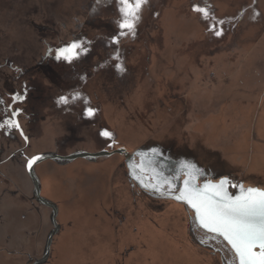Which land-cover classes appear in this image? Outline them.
Returning <instances> with one entry per match:
<instances>
[{"label":"rangeland","instance_id":"1","mask_svg":"<svg viewBox=\"0 0 264 264\" xmlns=\"http://www.w3.org/2000/svg\"><path fill=\"white\" fill-rule=\"evenodd\" d=\"M120 8V0H0V99L19 112L0 107V264H32L15 253L37 258L42 247L22 230L43 221L42 240L53 229L50 211L31 205L26 159L14 155L25 141L3 119L17 118L30 137L25 156L174 146L213 159L236 184L264 189V0H147L135 34L122 36ZM74 41L86 53L56 60ZM33 68L30 100L14 104L21 73ZM125 162L114 154L38 167L61 228L48 264H222L221 253L194 241L189 208L133 195Z\"/></svg>","mask_w":264,"mask_h":264},{"label":"snow or ice","instance_id":"2","mask_svg":"<svg viewBox=\"0 0 264 264\" xmlns=\"http://www.w3.org/2000/svg\"><path fill=\"white\" fill-rule=\"evenodd\" d=\"M147 0H120V12L123 16L119 23L121 32L119 35L135 34L136 22L140 19V12ZM194 10L207 17L209 13L204 8H195ZM215 35H222V31L215 30ZM114 44L119 43V38L113 40ZM87 49L79 42H72L56 50L55 59L62 60L71 64L78 60ZM119 60V56L114 57ZM117 71L123 73L125 68L117 63ZM80 98L77 93L71 97L76 100ZM22 96L14 97V100H22ZM88 103L87 100L84 101ZM58 103L68 104L69 97L61 96ZM96 110L87 107L86 114L88 117L95 115ZM18 116L19 112H13ZM0 123V127H4ZM7 127L19 130V123L15 119L7 122ZM100 135L111 140L112 136L109 131L101 130ZM27 139V138H25ZM43 157L37 155L27 160L26 167L31 172L33 166L41 161ZM195 180V177H192ZM229 183L227 178L221 179L218 184L206 183L203 188H198L191 181L184 182V190L175 196L178 201L187 203L196 214L198 226L209 234L222 237L230 245L232 252L238 260V264H264V191L257 188L245 189L243 185H231L238 187L240 195H229L225 185ZM158 190V189H157Z\"/></svg>","mask_w":264,"mask_h":264},{"label":"flooded vegetation","instance_id":"3","mask_svg":"<svg viewBox=\"0 0 264 264\" xmlns=\"http://www.w3.org/2000/svg\"><path fill=\"white\" fill-rule=\"evenodd\" d=\"M195 8H199V5L195 6ZM47 57H50V56H47ZM44 58H46V57H44ZM44 58H43V60L45 61ZM41 66H43V65H41V63H40L37 67H41ZM35 70H36V68H33V69H31V71H29V72L27 71L26 73H21V75H20V78L22 79V82H20V83H21L22 86L18 85L16 87V92H17L16 94H17V96H22L23 97V99H22L23 102L21 103V105L23 103H27L28 100H30V98H29V95L31 94L30 92H32L34 90V84H33L32 81H33V79H35V77H34L35 76L34 75L35 74ZM43 70H42V73L44 72ZM30 83H31V85H30ZM37 99H38V97H37ZM33 100H34V98H33ZM12 101L14 102L15 100L13 99ZM18 102L19 101H15L14 104L15 103L18 104ZM10 104H12V102H10L9 105ZM9 105L2 98L0 99V107H1V109L6 111L7 113H10V114L12 112V114H13L12 110H11V112H9V109H8ZM30 108L32 109V106H30ZM22 110L25 111L24 107L22 108ZM22 110H20V111H22ZM26 111H28V112L30 111L28 109V107H26ZM15 120H17L18 123H19V120L17 118ZM3 121L6 122V124H7V122L9 120L8 119H3ZM20 129L22 130L21 126H20ZM1 130H2V128H1ZM16 131H19V130H16ZM8 132H10V131H8ZM23 134L24 135L22 136L20 131H19V135L25 141V146L24 147H20V149L19 148L15 149L14 155L19 153L21 158H25L26 159V164H27V160L28 159H30L33 156H37V155H39L41 157H44L47 154H56V155L64 156L63 153L60 154L58 151H54V150L43 151V152H40V153H37V154L25 156V151H27L28 149H30L32 147V142H31L30 137L25 132H23ZM8 135L12 139H14V136H12L10 133ZM25 138H27V139H25ZM8 147H10L9 144H8ZM156 147L161 149L160 151H161L162 155L165 158H168V159H170V160H172V161H174L176 163L183 164V162H185L186 165L192 166L191 168L193 170L189 171V173H192L191 178L194 176L195 179H197L199 181V185L200 186L204 182L219 183L221 181V179L227 178L228 181H229V183L226 185L227 189L234 196L239 191V188L238 187H232L231 185H233V184L234 185H243L244 188L246 187L244 182H240V183H237V184H236V181L232 182L231 181L232 180L231 176H228V177L227 176H225V177L221 176L222 173L220 172L219 168H217V165H216L215 161L213 159H208V160L205 159L202 154H196L195 153L196 151H194V154H192V155H190V154H182V150L181 149H175L174 146H164V145L147 147L144 150H150V149H153V148H156ZM5 153H6V148L3 147L0 150V165L2 163H4V161H5L4 158H3V155ZM135 161H136V164L139 165V163H140L139 158L135 157ZM46 162L54 163V161L50 160V159L49 160H45V161L41 160V161L37 162V164H35L33 166V171L35 172L36 176L40 180V186L42 185L41 184L42 182H41V178H40V175H39L37 170H38V167H40L41 165H43ZM125 166H126V172H127L126 173L127 182L129 183L130 188L132 189L133 195L136 198H138V196L141 195L140 197L146 198L149 201L155 202V203H158V202L163 203V202H166L168 200H173L172 196L173 195H177L179 192H181L182 187H183V183L186 180V175H185V172H184V173H182L180 175V178H178L179 180L178 179L176 180V178L173 179V181H172V183L174 185V189L173 190H170V187L167 184H164L162 186V188H161V192H154V191H149V190L147 191V189H144L143 186H141L143 184L138 183L133 178H131L130 172H129L128 168H127V165L125 164ZM173 170H176V168H174ZM27 173L29 175V178H30L32 184H33V192H32L31 197H30L31 205L33 206V208L36 207L37 210H38V208L39 209L40 208H45L48 211H50L49 212V214H50L49 215L50 216L49 220H50V223L53 225V223H52V208L46 207V206H44V205H42V204H40L38 202L37 196H35V190H36L35 189V184H34L33 179L31 178L30 171L28 169H27ZM175 173L178 174L179 173L178 170H177V172L175 171ZM173 177H174V175H173ZM247 188H257V189H259L258 187H247ZM262 190L264 191V189H262ZM41 196H42V188H41ZM51 202L54 203L53 201H51ZM182 205H184V204H182ZM177 209H182V207L179 206V208H178V206H177ZM58 215H59V209H58ZM194 220H195L194 222L196 224L195 225L196 226L195 229L192 228V236L194 238V241H198V243L200 245H206V244H203L202 242H200L201 240H203L205 243L209 244L207 246L211 247L214 250L213 253H215L216 251L221 253V255H222V264H238V260L235 257L234 253L232 252L230 245H228L227 242L224 241L222 237L215 236L214 234H209V233L205 232L203 229H201L198 226V222L196 220V217L194 218ZM43 227H44V222L42 221V223L40 225V229H38L37 231H33L32 232V231H30L31 229H23L22 230V232H23L22 235L23 236H27L26 241L30 240V243H32V244L35 242V244H33V245L36 246L35 248H37L39 250H41V247H42V250H41L42 253L40 254V256L35 258L33 255H30L27 251H23L22 253L17 251L15 253V255L27 257L28 260L32 262V264H36L39 261H43L44 256L46 255V251L48 249V245L50 244L49 245L48 259L46 260V262H44V264H48V262L50 261V258H51V251H52L53 247L55 246V241H56V238H57V236L59 235V233L61 231V228H59V231H58V233L56 235L52 236V233H53V231L55 229V227L53 225V229L45 234V238L42 239V240L41 239L39 240V238L42 237V235H43ZM196 231H198V232H196ZM25 242H23V244H22V246H24V247L27 245V244L25 245ZM217 244H219L220 246L218 248L214 247V245H217ZM34 246H32L30 249H33Z\"/></svg>","mask_w":264,"mask_h":264},{"label":"water","instance_id":"4","mask_svg":"<svg viewBox=\"0 0 264 264\" xmlns=\"http://www.w3.org/2000/svg\"><path fill=\"white\" fill-rule=\"evenodd\" d=\"M160 150L161 149L157 147L150 149V150L140 149L133 154H129L128 152H126V149L124 148L118 149L114 152H108L104 150L97 152V153H90L87 151H78V152H75V153H72L66 156H61V155H56V154H47L43 157L42 161L50 159V160H53L57 163L64 165V164H69L78 159H84V160L93 162L100 158L111 157L114 154H121V155H124L126 159L125 163L130 172L131 178H133L136 182L143 184L141 186H143L144 189H147L149 191L161 192V188L164 184H167L170 187V190H173L174 189V185L172 183L173 179L176 178L177 180L178 178H180V175L184 172L186 175V180L191 181V183L195 184V186L198 188H203V185L206 183L218 184V183H213V182H204L200 186L199 181L197 179L192 180L191 178L192 173H189V171L193 170L191 168L192 166L186 165L185 162L181 164V163H176L168 158H165L162 155ZM135 157L139 158V161H140L139 165L136 164V161L134 160ZM174 168H176V170H173ZM177 170L179 172L178 174L175 173V171L177 172ZM32 171L30 172V175L35 184V189H36L35 196H37L38 202L46 207L52 208V223L55 227L52 233V236H54L58 233L59 228H60L57 222L58 207L57 205L52 203L50 200L41 196L40 180L36 176L35 172L34 171L32 172ZM226 188L227 186L225 185V189ZM183 190H184V183H183L181 192ZM179 194L180 192L177 195ZM177 195H173L172 199L175 200L176 202H179L180 204H184L185 202L178 201L175 199V196ZM235 195H240V190ZM184 205L190 210H192L196 217L195 211L187 203H185ZM49 245H48V249L46 251V255L44 256L43 261H39L36 264H44V262H46V260L48 259V255H49Z\"/></svg>","mask_w":264,"mask_h":264},{"label":"bare ground","instance_id":"5","mask_svg":"<svg viewBox=\"0 0 264 264\" xmlns=\"http://www.w3.org/2000/svg\"><path fill=\"white\" fill-rule=\"evenodd\" d=\"M227 189V188H226ZM246 189V188H245ZM227 191H228V189H227ZM228 193H229V195H233L232 193H230L229 191H228ZM185 204V203H184Z\"/></svg>","mask_w":264,"mask_h":264}]
</instances>
